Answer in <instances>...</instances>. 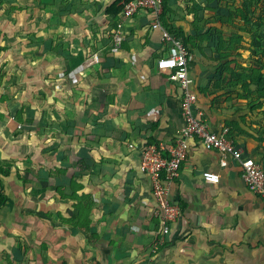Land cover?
<instances>
[{
    "label": "crops",
    "instance_id": "crops-1",
    "mask_svg": "<svg viewBox=\"0 0 264 264\" xmlns=\"http://www.w3.org/2000/svg\"><path fill=\"white\" fill-rule=\"evenodd\" d=\"M125 1L0 0V264H264V201L237 162L190 142L170 188L180 215L158 248L140 171L143 146L172 145L184 125L181 92L157 68L175 53L167 29L190 51L196 114L214 133L229 124L264 170V106L251 111L225 70L253 65L264 28L221 23L239 0H165L167 28L146 11L123 18Z\"/></svg>",
    "mask_w": 264,
    "mask_h": 264
},
{
    "label": "built area",
    "instance_id": "built-area-1",
    "mask_svg": "<svg viewBox=\"0 0 264 264\" xmlns=\"http://www.w3.org/2000/svg\"><path fill=\"white\" fill-rule=\"evenodd\" d=\"M165 0H128L122 12L123 18L130 19L139 11L148 12L154 20V28H161ZM165 42L173 45L175 53L157 61V68L166 73L169 80L181 92V110L184 125L175 142L170 146L147 144L141 150L140 171L149 176L152 182V196L156 202V215L159 218L160 232L155 241L156 248L163 246L172 232L173 224L180 215V209L170 199V188L180 178L183 163L190 148V142L197 140L206 150L221 156L220 165L228 167L230 159L239 164L241 179L246 187L264 201V170L262 165L244 156L234 142L227 138L228 131L214 133L207 123L196 114L197 95L192 89L193 79L189 74L190 51L168 30H162ZM123 33L118 31L113 41L116 47L123 42ZM96 57L84 65L89 69L98 63ZM203 179L210 184H219L220 175L204 172Z\"/></svg>",
    "mask_w": 264,
    "mask_h": 264
},
{
    "label": "trees",
    "instance_id": "trees-1",
    "mask_svg": "<svg viewBox=\"0 0 264 264\" xmlns=\"http://www.w3.org/2000/svg\"><path fill=\"white\" fill-rule=\"evenodd\" d=\"M127 2L128 0L124 2V5ZM243 2H244L242 6L243 11L240 20L245 21V24L247 25L251 24L252 27H257L258 29L264 28V0H244ZM256 4L258 5V7H261L262 9V14L261 15L259 14L258 16H257V11L251 9V6H253V8H256ZM124 5L121 8V11H123ZM164 8H165V4H164ZM221 16H222L221 23L224 25H233L235 20L237 21L238 19L237 16L230 10L223 11ZM250 16H254V17L251 19ZM162 19L161 22L163 23ZM163 25L165 24L163 23ZM164 27L167 28V25H165ZM167 30L169 32L171 31L173 34H175L176 32L177 35L179 36L178 31L174 29H167ZM247 33L249 34L251 33V29H249L248 27H247ZM251 39L252 41L250 45L256 51V55L253 56V65L249 68H245L242 65L235 66L233 67L234 70L231 69L233 72L227 71L226 67L225 70L228 74L230 75L232 74L234 78L239 80L238 83L241 84L242 91L244 93V95H241L240 97L242 99H247L248 108L251 111H255L261 109L264 106V34L263 33L260 35L257 34L255 36L252 35ZM229 66H232V64L230 63L228 65V68ZM254 85L256 88L255 91L252 90V86ZM225 130L228 131L226 137L229 138L228 136L232 130L229 124H228V128H226ZM0 173H2L3 175L7 174L6 171H4L3 169H0ZM0 187H3L1 182H0ZM0 197L2 198L3 194H0Z\"/></svg>",
    "mask_w": 264,
    "mask_h": 264
},
{
    "label": "rangeland",
    "instance_id": "rangeland-1",
    "mask_svg": "<svg viewBox=\"0 0 264 264\" xmlns=\"http://www.w3.org/2000/svg\"><path fill=\"white\" fill-rule=\"evenodd\" d=\"M244 0H239V3L236 5V6H234L233 7V9L231 8V7H228L226 10H230V11H232L236 16H237V21L238 20H240V18H241V16H242V11H243V2ZM236 2V1H235ZM246 2V1H245ZM236 4V3H235ZM234 4V5H235ZM262 6V5H261ZM251 9H254V11H257V16L260 14H262V9H261V7H258V5L256 4V8H253V6H251ZM252 12H253V10H252ZM254 17V16H253ZM240 21H242V20H240ZM237 24V22L235 21L234 22V25H236ZM243 25H246L245 23H243ZM254 56L256 55V51L254 50V54H253Z\"/></svg>",
    "mask_w": 264,
    "mask_h": 264
}]
</instances>
